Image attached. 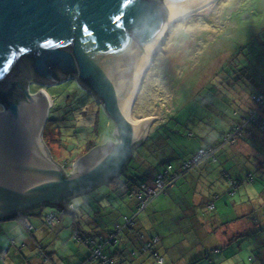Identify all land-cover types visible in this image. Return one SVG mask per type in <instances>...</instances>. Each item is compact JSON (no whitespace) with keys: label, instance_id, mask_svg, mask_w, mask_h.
<instances>
[{"label":"rangeland","instance_id":"rangeland-1","mask_svg":"<svg viewBox=\"0 0 264 264\" xmlns=\"http://www.w3.org/2000/svg\"><path fill=\"white\" fill-rule=\"evenodd\" d=\"M170 25L144 79L132 114L135 121L141 120L140 116L158 118L149 131V138L134 148L127 164L129 172L139 168L140 175L146 174L147 167H150L151 171L144 180L153 177L155 171L164 170L162 162L167 153H170L168 158L172 157L169 159L171 165L176 166L201 146L219 144L220 135L228 129L231 117L248 104L250 97L259 89L248 74L242 72V66L250 67L264 88V0H217ZM37 84L40 83L31 81L27 89L37 93L42 87ZM42 88L50 95L52 103L43 141L53 160L64 169L66 167L70 174L76 171V162L88 153L89 146L95 148L107 141H115V123L102 104L77 79ZM244 144L237 140L234 146L219 148L216 152L218 162L209 159L178 182L181 190L176 191V199L180 196L186 203L194 199L204 222L200 225V248L177 254L178 258H188L189 264H264V170L248 163L244 165L247 153L243 149L250 146ZM167 148L169 150L165 152ZM258 149L264 155V147ZM243 165L249 167L258 179L244 182L231 197L227 194L229 180L223 172L227 171L235 178L240 174L245 177L249 169ZM113 184H103L72 198L70 203L81 212L84 209L90 211L87 205L90 203L101 202L109 206V203L115 205L120 200L125 201L124 190L117 192ZM181 191L184 195L179 194ZM215 194L219 199L214 200ZM122 196L126 197L123 199ZM174 199L171 193L170 197H160L156 201H173L178 205ZM77 200L80 202L76 203ZM211 201H215L216 209L208 211L206 203ZM241 202L245 203L249 213L248 217L242 218L247 230L242 233L243 237L230 242L227 239L231 230L240 226L237 223L227 230L226 224L243 213V208L235 206ZM167 211L172 213L175 209ZM257 216L263 230L250 231ZM171 221H159L166 233H171V229L179 225L188 229L186 234L193 240L195 233L190 225ZM208 225L211 233L205 235ZM4 235L0 234V256H5L3 263L23 264L10 256L11 242L4 244V248L8 243L9 246L6 253H1L4 251L1 249ZM191 251L193 255H189ZM251 257L255 263L251 262Z\"/></svg>","mask_w":264,"mask_h":264},{"label":"water","instance_id":"water-1","mask_svg":"<svg viewBox=\"0 0 264 264\" xmlns=\"http://www.w3.org/2000/svg\"><path fill=\"white\" fill-rule=\"evenodd\" d=\"M211 1L0 0V91L11 81L26 88L25 99L0 112V220L46 206L75 214L72 198L125 170L158 119L128 117L152 54L173 20ZM70 79L102 104L116 139L92 149L68 174L43 141L50 95L43 88L32 94L27 84Z\"/></svg>","mask_w":264,"mask_h":264},{"label":"trees","instance_id":"trees-1","mask_svg":"<svg viewBox=\"0 0 264 264\" xmlns=\"http://www.w3.org/2000/svg\"><path fill=\"white\" fill-rule=\"evenodd\" d=\"M246 66H242L244 70L242 72H246L250 78V80L255 82L256 87L259 89L255 91V93L250 97L249 103L245 105L246 107V114H241L242 108L239 109L233 117H231L229 123H228V129L221 133L220 135V142L217 145H209V146H201L197 149V151L190 155V157H187L183 159L179 165L173 166L171 165L170 160L171 158H168V154L170 156V153H167L166 157L164 158V161L162 162L164 164V170L163 171H155V175L153 177H149L147 180H144L145 177L149 174V171H151L150 167H147V173L140 175L141 171H139V168L132 169L131 172H129L128 168L126 167L119 176L115 177L113 180H111L108 183H114V190L116 189L117 192L120 190H124V194L126 196H122L123 199L126 197L123 201L117 202L115 205L104 206L101 202L99 203H90L87 204L90 206V211H86L85 209L81 212H79V209L74 207L72 204L76 213V216L73 218V227H75L78 231V228H80V232L74 236V239L77 242H84L85 245H87L90 248V253L88 257L84 260V263L82 264H177L179 262V258L174 255L172 259H168L166 255L162 254L161 251V243L162 238L160 235L167 236L168 239H172L173 245L176 244H182L184 241H190L192 248H200L198 246L199 238L202 236V229L200 228L204 222H202V217L199 215L197 210V205H195L194 199L193 202H184L183 198L179 196L178 199H176L177 196H175L176 191L178 192L180 189V186L178 185V182L185 178L186 174L192 173V170L199 166L200 164L208 161L209 159L213 162H218L217 157V150L221 147H224L226 145L234 146L235 142L237 140H241L243 143H246L248 146L245 153L249 150H253L256 152L254 155L245 156L246 160L244 162V165L251 164V166H259L262 168V171L264 170V155L260 153L258 148L264 147V88H262L261 84L258 83L254 75L251 73V68ZM248 70V71H247ZM166 80H167V76ZM42 87H40L41 89ZM263 97V102H259V98ZM164 110V109H163ZM149 117V116H148ZM140 118H147V116H140ZM254 129V133L251 134L249 137H253V141H249L248 137V129ZM250 134V133H249ZM192 136V135H191ZM229 136H234L236 141L231 142L228 141ZM149 138V137H148ZM147 138V139H148ZM164 140V139H163ZM140 145V143H139ZM165 147V145H164ZM94 149V146L88 147V153ZM169 148L165 149V152H168ZM200 150H206L208 152L207 157L203 158V160L199 161L198 163H192L193 157L198 154ZM251 153V152H250ZM241 155V154H240ZM243 156V155H242ZM233 157H237L234 155ZM140 158V157H139ZM230 157H228V160ZM239 159H235V161L238 162ZM141 161H144L141 159ZM243 165V166H244ZM244 166V167H245ZM248 168L247 174L245 177H241L243 174H240L237 176V178L231 176L227 171H224L223 174L225 177L229 180V187L227 190V194H229L231 197H234L237 193V190L241 185H243L244 182H254L257 178V175H254V173ZM66 169V167H65ZM244 169V168H242ZM144 173V172H143ZM189 174V175H190ZM262 176H264V172H262ZM140 175V176H139ZM158 176H163L165 183H166V189L163 193L158 194L155 197H150L147 201L144 199L146 198V191L143 189V186H150L152 185L158 178ZM188 177V176H187ZM188 179V178H186ZM258 179V178H257ZM151 180V181H150ZM175 197L174 201H177L178 205L175 204V202H165L163 200L162 202H165V206L167 209H175L172 213H169L166 209V213L169 214L167 218L155 220L156 218H151L152 212H154V207L156 204H158L157 199L160 197H170V194ZM180 195H184L183 191L179 193ZM121 195V194H120ZM120 197V199L122 198ZM140 197L143 199L141 200ZM219 199V195H214V200ZM161 202V201H159ZM237 205V204H236ZM241 205L245 206V203L242 202ZM237 207V206H236ZM240 207V206H239ZM178 209V211L176 210ZM206 208L208 211H213L216 209L215 207V201H211L209 203H206ZM45 207H39L35 211L27 213L23 216H13L9 219H6L9 223L15 221L18 223L19 226H21L23 229H25L29 234H34L36 231V227L33 225L31 219L35 216L39 217L43 221V223L49 227H54L58 222L60 215L62 213H57V210L47 208L45 210ZM147 214H146V212ZM79 212V213H78ZM175 212V213H174ZM190 213H196L199 215V220L194 219L193 216L189 215ZM45 214V215H44ZM146 214V215H144ZM184 220H180L183 219ZM249 216V215H248ZM247 216V217H248ZM52 218V221L50 219ZM104 218H110L113 222V229H110L108 222L104 221ZM201 219V220H200ZM85 221V224L82 223V221ZM144 220L146 222H144ZM175 221L176 223L185 222L186 225H190L194 229L195 235H193V240L191 241L186 234V231L188 229H184L181 226H174L171 233H166V229H163L161 225L167 221ZM236 220V219H235ZM233 220V221H235ZM163 222L160 224V222ZM171 221V222H172ZM230 221V222H233ZM14 222V223H15ZM230 222H227L226 226L230 224ZM252 228L250 231L263 230L261 228L262 222L261 219L257 216L255 217V220L252 222ZM152 224V225H151ZM160 224V225H159ZM159 225V226H158ZM79 226V227H78ZM84 226H89L90 230H86V232H82V228L84 229ZM158 226V228H157ZM189 226V227H190ZM209 226V225H208ZM103 231H106V234L101 235V237H95L92 235V233H96L94 230L97 228H101ZM85 230V229H84ZM205 235L208 233V229H205ZM247 230V229H246ZM246 230L242 232H236L233 235V238L230 240V242H233L235 240H238L239 237H243L242 233L246 232ZM157 231V232H154ZM76 232V231H75ZM87 236H83L84 234ZM91 233V234H90ZM249 235V234H248ZM129 236H134L136 240L140 242L139 246H135L134 248H130L127 250V248H123L120 251V255L117 256L116 252L114 251V254H107V247H114L115 250H119L121 246H124L123 244H126L128 241ZM190 236V234H189ZM84 237V238H83ZM86 237V238H85ZM258 240V246H260V240L258 235L255 237ZM11 246L10 248L18 246L16 238L11 237ZM257 240L254 244L257 243ZM262 241L264 243V236L262 237ZM227 247L228 244H225ZM9 246V245H8ZM8 247L1 248L4 249L1 253H6ZM39 250L42 258L45 261L49 260V257L47 254H45L42 251V246L39 245ZM97 249H101L104 259H95L92 260L93 252ZM189 255H193V252L191 251ZM206 258L209 256L206 255ZM3 255L0 256V263L4 264ZM184 258V257H181ZM116 259V262H115ZM163 260L161 262L160 260ZM15 260V258H14ZM119 261V262H118ZM175 263H174V262ZM251 262L255 263L253 257H251ZM215 264V263H213Z\"/></svg>","mask_w":264,"mask_h":264},{"label":"crops","instance_id":"crops-1","mask_svg":"<svg viewBox=\"0 0 264 264\" xmlns=\"http://www.w3.org/2000/svg\"><path fill=\"white\" fill-rule=\"evenodd\" d=\"M247 110L244 106L242 108L241 114H246ZM248 137L254 133V129L249 128L248 129ZM249 141H253V137L248 138ZM254 142V141H253ZM244 145H247L246 143ZM248 146V145H247ZM248 148L246 147L243 149L246 151ZM251 152V153H250ZM246 156L249 155H255L256 152L253 150H249L246 152ZM151 181V180H150ZM195 203V200L194 202ZM242 203V202H241ZM240 204H235V206H240V208H243V213L237 216V219L233 222H230L228 225L227 230H231V227L233 225L239 224L240 227L234 228L231 230V235L228 237V241L233 238V234L236 232H242L246 230V226L242 223V218L247 217L249 215L247 209L245 206H242ZM165 202H158L156 206L154 207V212H152L151 218H156L155 220L164 219L169 216L168 213H166V206ZM178 211V209L176 208ZM146 212V211H145ZM147 214V212H146ZM144 214V215H146ZM72 215L76 216L75 214H62L60 215L59 222L52 228L47 227L39 217L35 216L31 219L33 225L37 228L34 234H29L25 229H23L21 226L18 225L17 222L13 221L9 223L6 220H0V234L4 235L2 236L1 240V248H4V244H6L8 241L10 242L11 237H15L18 246L13 247L10 251V256L16 258V260L22 262L23 264H82L84 263V260L88 257L90 253V248L84 244V242H77L74 241V236L77 234V232H80V228H78V231L75 227H73V218ZM189 215L193 216L194 219L199 220V215L196 213H190ZM180 220H184L180 219ZM201 220V219H200ZM104 221L108 222L110 229H113V222L110 220V218H104ZM15 222V223H14ZM144 222H146L144 220ZM180 224V223H177ZM152 225V224H151ZM243 225V226H241ZM178 226V225H176ZM79 227V226H78ZM85 229V230H84ZM84 229L82 228V232H86V230H90L89 226H84ZM103 227L97 228L94 230L96 233H92L95 237H101V235L106 234V231H103ZM208 232L211 231L209 226L207 227ZM105 230V229H104ZM235 230V231H233ZM73 231H76L73 233ZM84 232V233H85ZM157 232V231H154ZM83 233V234H84ZM91 234V233H90ZM83 236H87L84 234ZM162 238L161 243V253L166 255L168 259H172V257L176 254H180L183 250L188 253V250H191V244L190 241H184L182 244H174L172 243V239H168L167 236L160 235ZM1 237V236H0ZM84 238V237H83ZM86 238V237H85ZM127 243L123 244L124 246H121L119 250H115L114 247H107V254H114V251L116 252L117 256L120 255V251L123 248H134L135 246H139L140 242L134 238V236H129L127 239ZM227 244V243H225ZM224 244V245H225ZM9 243L5 246L7 247ZM39 245H41L42 251L47 254L49 257L48 261H45L39 250ZM5 256L3 255V258L1 260L4 261ZM173 260V259H172ZM179 262L177 264H189V259H183L179 258ZM116 262V259H115ZM119 262V261H118ZM174 262V261H173ZM175 263V262H174ZM98 264V263H93ZM118 264V263H117Z\"/></svg>","mask_w":264,"mask_h":264},{"label":"built area","instance_id":"built-area-1","mask_svg":"<svg viewBox=\"0 0 264 264\" xmlns=\"http://www.w3.org/2000/svg\"><path fill=\"white\" fill-rule=\"evenodd\" d=\"M258 100L259 102H263V97H260ZM228 141L235 142L236 139L234 136H229ZM207 155L208 152L206 150H200L198 154L193 157L192 163H198L199 161L203 160V158L207 157ZM143 189L146 191V198L144 199L145 201H147L150 197H155L158 194L163 193L166 189L164 177L158 176L157 180L152 184V186H143ZM140 199L143 200L141 197ZM50 221H52V218ZM95 259H104L101 249H97L93 252L92 260ZM160 261L163 262L162 259Z\"/></svg>","mask_w":264,"mask_h":264},{"label":"flooded vegetation","instance_id":"flooded-vegetation-1","mask_svg":"<svg viewBox=\"0 0 264 264\" xmlns=\"http://www.w3.org/2000/svg\"><path fill=\"white\" fill-rule=\"evenodd\" d=\"M18 83L19 84H15V81H11V83L7 84L5 90L0 91V96L2 97V99H0V112L3 111L4 108H6L5 105L7 102H17L19 100L25 99L24 92L26 88L23 83Z\"/></svg>","mask_w":264,"mask_h":264},{"label":"bare ground","instance_id":"bare-ground-1","mask_svg":"<svg viewBox=\"0 0 264 264\" xmlns=\"http://www.w3.org/2000/svg\"><path fill=\"white\" fill-rule=\"evenodd\" d=\"M215 1H217V0H212V1H211L210 3H208L207 5L212 4V3L215 2ZM207 5H205V6H207ZM205 6L199 8V9L193 10V11H191V12L185 13V14L179 16L178 18H176L175 20H173L171 23L175 22L176 20H178V19H180V18H183V17H185V16L191 14L192 12H195V11H197V10H200V9L204 8ZM171 23H170V24H171ZM166 33H167V32H166ZM166 33H165V35L163 36L162 40L160 41L159 45L157 46L156 50H155L154 53L152 54L151 59H150V61H149V64L147 65V67H146V69H145V71H144V73H143V75H142V77H141V79H140L139 86H138V88H137V90H136V93H135L134 97L132 98V100H131V102H130V104H129V107H128V117H129V119H130L131 122H134V123H135V122L143 121V120L135 121V120L133 119V117H132L133 110H134L135 104H136V102H137V98H138V96H139V93H140V91H141V88L143 87V82H144V79H145L146 73H147V71H148V70L150 69V67H151V61L153 60V56H154V54L156 53V51L159 50V48H160V46H161V43L163 42V40H164V38H165V36H166Z\"/></svg>","mask_w":264,"mask_h":264},{"label":"clouds","instance_id":"clouds-1","mask_svg":"<svg viewBox=\"0 0 264 264\" xmlns=\"http://www.w3.org/2000/svg\"><path fill=\"white\" fill-rule=\"evenodd\" d=\"M79 202H80L79 200L76 201V203H79ZM69 207H72V205H69Z\"/></svg>","mask_w":264,"mask_h":264}]
</instances>
